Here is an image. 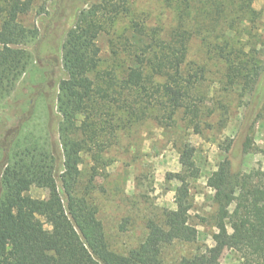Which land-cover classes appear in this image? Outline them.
Listing matches in <instances>:
<instances>
[{"label":"trees","instance_id":"1","mask_svg":"<svg viewBox=\"0 0 264 264\" xmlns=\"http://www.w3.org/2000/svg\"><path fill=\"white\" fill-rule=\"evenodd\" d=\"M34 1L0 0V101L14 92L38 39V31L21 22ZM163 1L171 12L166 27L131 18L116 37L117 54L128 63L121 78L98 70L96 40L130 13L127 1L98 0L77 13L62 44L65 78L56 100L57 144L39 145L28 135L14 144L1 172L0 264H163L165 248L197 240L185 207L200 170L186 151L179 156L180 171L167 175L178 183L177 209L148 219L144 238L124 255L110 250L97 209L79 184L84 154L93 170L107 166L103 157L116 144L118 122L151 120L169 129L181 117L200 134L205 69L186 59L192 38L224 64L225 90L239 87L243 96L254 97L264 91V52L256 51V36H251L262 14L254 9L255 0ZM33 186L46 190L47 198L27 196ZM206 186L219 215L214 218L216 242L204 255L173 264H220L226 248L237 252L242 264H264V171H233L224 157Z\"/></svg>","mask_w":264,"mask_h":264},{"label":"rangeland","instance_id":"2","mask_svg":"<svg viewBox=\"0 0 264 264\" xmlns=\"http://www.w3.org/2000/svg\"><path fill=\"white\" fill-rule=\"evenodd\" d=\"M98 0H35L31 11L21 18L28 28L38 31L31 47L26 71L16 81L14 92L0 101V181L1 172L16 142L28 135L39 145L55 147L59 116L56 108L58 85L65 78L62 70V44L74 24L77 13ZM130 13L120 18L107 33L96 40L99 71H114L123 76L127 60L117 54L115 39L131 18L146 21L150 27H166L171 12L163 0H126ZM253 7L262 11L254 23L256 51L264 52L263 1ZM246 40V36L241 37ZM187 61L204 67L206 91L205 115L200 134H194L187 120L178 117L172 128L158 127L153 121L117 123L116 144L104 155L107 166L93 170L87 154L82 156L79 184L89 203L97 209L111 251L124 255L135 248L146 234L145 223L162 212H173L178 183L168 174L181 169L179 156L187 152L200 170L190 183L188 211L190 223L197 230L193 244L174 243L164 249L163 264H173L182 257L200 256L215 244L214 218L219 216L212 202L213 192L206 178L227 157L233 171H264V91L243 96L239 87L225 90V66L208 55L200 39L187 45ZM208 111L212 114L208 115ZM3 190L0 182V199ZM34 199H46V190L31 187L26 193ZM233 208V207H232ZM35 221L46 231L50 226L41 217ZM220 264H242L240 255L226 248Z\"/></svg>","mask_w":264,"mask_h":264}]
</instances>
